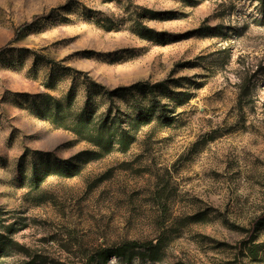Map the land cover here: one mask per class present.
I'll use <instances>...</instances> for the list:
<instances>
[{
    "label": "rangeland",
    "instance_id": "1",
    "mask_svg": "<svg viewBox=\"0 0 264 264\" xmlns=\"http://www.w3.org/2000/svg\"><path fill=\"white\" fill-rule=\"evenodd\" d=\"M0 49V264H264V0H0Z\"/></svg>",
    "mask_w": 264,
    "mask_h": 264
},
{
    "label": "trees",
    "instance_id": "2",
    "mask_svg": "<svg viewBox=\"0 0 264 264\" xmlns=\"http://www.w3.org/2000/svg\"><path fill=\"white\" fill-rule=\"evenodd\" d=\"M5 49H0V53H2ZM154 87H143L141 85H135L129 89H117L115 91H110L105 93L110 99L115 100L116 97H119V95H122L124 93L132 94L134 98H136L135 93L141 92V95H144L145 99L141 103L137 101V99H134L133 107H135L137 110H139V120L142 118H146L150 122L152 121L153 117L155 115H158L159 118H163L165 120L166 125H171L170 118H167L168 115V108L169 105L162 104L161 101H159L156 97H154L153 93ZM146 90V91H145ZM149 90V91H148ZM149 95L151 97H149ZM110 111H112L110 109ZM117 118L111 120V126H114L116 124ZM169 120V121H168ZM149 123V122H148ZM108 132L103 131L101 129H98V135L104 136V134H107ZM124 138V134L122 136ZM122 141H124L122 139ZM11 244L9 242H2L0 243V258L2 257V254H4ZM138 247V244L133 243L127 246L113 248V249H99L96 251V258L98 259L99 263L97 264H109L110 260L113 257L119 258L121 261L130 264L132 260L134 259V256H136L138 253L135 252V248ZM149 252H152L151 249H149Z\"/></svg>",
    "mask_w": 264,
    "mask_h": 264
}]
</instances>
